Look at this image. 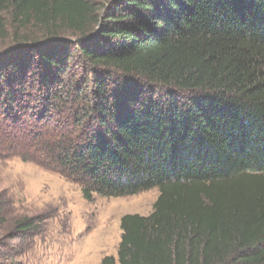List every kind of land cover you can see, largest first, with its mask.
Returning <instances> with one entry per match:
<instances>
[{
    "label": "trees",
    "instance_id": "trees-1",
    "mask_svg": "<svg viewBox=\"0 0 264 264\" xmlns=\"http://www.w3.org/2000/svg\"><path fill=\"white\" fill-rule=\"evenodd\" d=\"M4 44L6 156L87 201L159 193L118 264H264V0H0Z\"/></svg>",
    "mask_w": 264,
    "mask_h": 264
},
{
    "label": "rangeland",
    "instance_id": "rangeland-1",
    "mask_svg": "<svg viewBox=\"0 0 264 264\" xmlns=\"http://www.w3.org/2000/svg\"><path fill=\"white\" fill-rule=\"evenodd\" d=\"M3 151L1 147L0 264H101L106 257L118 264L121 218L149 216L159 195L152 189L133 197L94 195L87 201L77 183ZM26 219L33 220L35 229L19 238L13 234L15 225Z\"/></svg>",
    "mask_w": 264,
    "mask_h": 264
}]
</instances>
